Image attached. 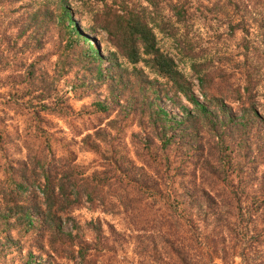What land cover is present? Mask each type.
Returning a JSON list of instances; mask_svg holds the SVG:
<instances>
[{
  "label": "trees",
  "instance_id": "16d2710c",
  "mask_svg": "<svg viewBox=\"0 0 264 264\" xmlns=\"http://www.w3.org/2000/svg\"><path fill=\"white\" fill-rule=\"evenodd\" d=\"M7 1L21 0L0 3ZM132 1L104 2L91 21L106 32L112 54L131 64L129 88L139 90L141 104L136 105L143 112L134 120L139 130L131 132L129 143L140 163L130 156L124 140L128 120L115 117L106 125L95 123L89 127L92 132L81 137L85 147L102 159L100 167L90 171L65 143L59 154L49 141H39L34 152L26 144V159L9 162L0 172V248L4 243L6 254H18L17 264H58V258L92 264L91 249L109 247L102 225L87 222L94 239L88 240L77 223L68 230L62 224L73 208L88 202L108 211L117 205L142 216V232L136 239L144 264H264V168L256 170L264 162V108L258 101L264 76L260 55L250 62L248 56L259 52L258 33L250 30L258 24L252 26L245 17L231 24L232 30L243 32L240 46L247 56L240 61L244 68L240 81L232 80L225 69L219 78L191 62L200 72V98L173 55L159 44L153 22ZM38 2L39 7L53 4L70 46H83V53L96 61L95 77L106 81L102 55L81 31L67 0ZM174 11L178 19L184 12ZM121 81L122 70L113 84ZM118 91L110 92L113 99L122 97ZM49 94L51 88L44 87L39 104H31L36 116L41 110L79 114L67 96L48 102ZM162 96L177 104V113L166 108ZM13 103L19 104L15 99ZM110 103L106 97L97 100L94 110L106 111ZM140 202L148 204L147 210ZM34 249L47 253L46 261L33 255Z\"/></svg>",
  "mask_w": 264,
  "mask_h": 264
},
{
  "label": "rangeland",
  "instance_id": "374dc122",
  "mask_svg": "<svg viewBox=\"0 0 264 264\" xmlns=\"http://www.w3.org/2000/svg\"><path fill=\"white\" fill-rule=\"evenodd\" d=\"M67 2L81 31L99 49L102 55L100 65L103 71H107L108 78L102 81L95 77L96 61L90 60L83 53V46L75 43L74 46H70L71 39L61 22L57 20L53 4L47 8L39 7L38 0L0 3V132L3 146L0 150V163L3 169L0 172L6 169L9 162L26 159V144H29L34 152L40 147L41 140L43 144L49 141L54 153L57 154L60 153L64 143L70 146L76 153V161L85 165L87 171L100 167L102 159L97 153L85 147L81 137L86 132H92L90 126L100 121L101 125H106V120L114 117L115 120H128L124 140L127 141L130 156L140 163L129 143L131 132L139 130L134 120H137L143 112L136 105L141 104L138 97L139 90H135L133 86L129 88L131 64L120 54H112L114 47L108 41L106 32L98 26H92L91 21L92 18L98 17L99 13L96 11H100L104 2L110 3L111 0H67ZM132 2L150 19L151 23L153 22L159 44L173 55L178 67L191 80L193 89L200 98L202 97L198 81L200 72L192 68V61L199 64L197 68L205 67L206 72L215 77L220 78V72L225 69L226 72H230L232 80L242 79L244 68L239 65L240 61L247 57L240 46L243 32L238 28L233 30L231 28V24L241 17H245L252 26L258 24L257 29L250 28V30L253 34L258 33L259 52L256 55L251 51L248 56L250 62L260 55L262 64L260 71L264 76V0H133ZM175 9L184 10L180 19L177 18ZM249 36L252 41L254 37L252 34ZM137 65L143 67L150 77L154 75L146 66ZM120 70H122V81L115 86L114 78ZM205 83L208 88H214L208 82ZM48 86L51 88V94L46 101L51 102L56 97L67 96L74 112L79 114L63 116L41 110L36 116L32 112L31 104H39L42 98L40 92ZM118 89L117 96L123 95L119 99H113L110 92ZM259 90V108L263 110L264 84L259 86ZM130 92L132 94L129 97ZM105 97L107 101H111L108 109L95 111L97 107L95 101L104 100ZM14 99L19 104H14ZM162 99L167 109L177 113V104L170 98L162 96ZM10 100L11 102L8 103ZM263 168L264 162L259 164L256 170L261 172ZM2 176L1 173L0 177ZM198 183L203 185L202 182L198 181ZM147 205L145 202H140V207H145L146 210ZM157 207L158 203H155V208ZM70 214L71 217L62 220L65 230L77 223L81 226L83 236L88 240H94L87 222L96 220L109 237V247L101 251L100 245L91 249L89 258L92 264H144L136 239V235L142 232L140 214L132 213L128 209L124 210L117 205L111 207L109 211L103 210L102 207L88 202L77 205ZM111 230L113 232H110ZM18 235L20 236V234L15 236ZM2 241L4 242L3 237ZM4 247L3 243L0 248V264H17L15 262L20 256L13 252L6 254ZM41 252L43 251L34 249L33 255L40 256L41 261H46L48 254L45 252L40 254ZM56 260L58 264H79L76 258Z\"/></svg>",
  "mask_w": 264,
  "mask_h": 264
}]
</instances>
